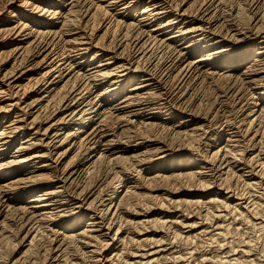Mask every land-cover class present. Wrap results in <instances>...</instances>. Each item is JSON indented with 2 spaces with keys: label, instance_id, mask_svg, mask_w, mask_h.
<instances>
[{
  "label": "bare ground",
  "instance_id": "obj_1",
  "mask_svg": "<svg viewBox=\"0 0 264 264\" xmlns=\"http://www.w3.org/2000/svg\"><path fill=\"white\" fill-rule=\"evenodd\" d=\"M263 194L264 0H0V264H262Z\"/></svg>",
  "mask_w": 264,
  "mask_h": 264
},
{
  "label": "rangeland",
  "instance_id": "obj_2",
  "mask_svg": "<svg viewBox=\"0 0 264 264\" xmlns=\"http://www.w3.org/2000/svg\"><path fill=\"white\" fill-rule=\"evenodd\" d=\"M185 62V60H183V63ZM207 82H205V84L204 83H198V84H196L195 86H194V88H193V91L192 92H194V94H193V96H192V98H193V102H192V104H191V106L193 107V108H196L197 106L198 107H201V105H202V109L201 110H203L204 109V112L203 113H207L206 111H209V109L213 106V107H215V110H214V112L216 111V109L219 107V105H220V107H219V110H225V111H228V112H230V111H232V109H233V98H229L226 102H222L221 103V99L219 98V99H217V97H218V95L219 96H221V95H223V93H220V91H223V90H225L226 89V87L227 86H229V83L227 82V81H224V80H221V81H219L217 84L216 83H211V82H208L207 84H206ZM225 83V84H224ZM228 83V84H227ZM197 89V90H196ZM198 91V92H197ZM244 92H246L247 93V90H245ZM199 93V94H198ZM216 97V98H215ZM195 98V99H194ZM198 98V99H197ZM203 99V100H202ZM214 99V100H213ZM216 99H217V102H215L216 101ZM203 102H202V101ZM201 102V104H200V102ZM197 102L199 103V104H197ZM210 102V103H209ZM210 104H212V105H210ZM215 106H214V105ZM197 105V106H196ZM211 107H210V106ZM196 106V107H195ZM197 107V108H198ZM203 107H205V108H203ZM144 108H145V106H144ZM208 110H207V109ZM186 109H189L188 108V106H186ZM235 110L236 109H234L233 110V112H235ZM248 111H249V109H248ZM247 113V112H246ZM240 115V114H239ZM56 157V155L54 156V158ZM173 182V183H172ZM161 184H163V182L161 183ZM173 184L175 185V184H178V182H174V181H171L169 184H168V188H170L171 186H173ZM176 186V185H175ZM241 186H239V189H242V188H240ZM262 190H260V192H257V194L258 193H263V192H261ZM159 194L161 193V192H158ZM263 196H264V194H263ZM263 199V201H264V198H262ZM264 203V202H263ZM191 208V210H193L194 209V207L192 206V207H190ZM206 209V207H201V211H203L204 209ZM264 208V207H263ZM244 225V226H243ZM243 225H238L241 229L239 230L240 231V233H239V231H237L235 228H233V233H238V234H236L234 237L236 238V241H239L240 243H241V241L240 240H244V241H248L249 243H250V249H252L251 250V252H248V255L249 256H251L252 258H254V257H256L255 259H257L258 261L257 262H263L262 264H264V229H261V228H259V226L257 225V226H253V224L252 223H249V225H248V223H246V225L245 224H243ZM253 226V227H252ZM250 227H252V228H250ZM258 227V228H257ZM244 228V230H242ZM261 229V230H260ZM259 230H260V232H259ZM237 231V232H236ZM192 234H194V233H192ZM262 234V235H261ZM242 235V236H241ZM247 236V237H246ZM198 237V236H197ZM204 237V236H203ZM243 237H245V238H243ZM201 238V239H200ZM242 238V239H241ZM193 238H191V240H192ZM198 239V240H197ZM204 239H205V237H204ZM204 239H202V237H198V238H194L192 241H190V240H188V242L186 241V239H181V240H178V242H175V244L174 245H177V247H178V249L181 251V249H182V251L181 252H183V253H185V256L187 257V259H189L188 261H185L184 263L185 264H196L197 262H198V260L197 259H199L200 257H198L201 253H203V252H205L206 251V253H207V256H211L212 255V257L213 256H215L214 254L216 253V255H218V256H215V259H216V257H217V259L218 258H220L221 256H225L226 254H225V252L223 253V252H212L211 250H210V247L209 246H207V244L209 243V240H204ZM255 239V240H254ZM197 240V241H196ZM172 241V240H171ZM171 241H169V240H167V243H169V242H171ZM196 241V242H195ZM205 242V243H203V242ZM206 241H207V243H206ZM251 241V242H250ZM185 243H190L189 245L188 244H185ZM256 243V244H255ZM180 246H179V245ZM201 246H200V245ZM206 244V245H205ZM242 244V243H241ZM169 245V244H168ZM209 245V244H208ZM256 245V246H255ZM205 246V247H204ZM177 247H174L173 249V251H176L177 250ZM195 249H194V248ZM192 250H195V254L193 255V257H190L191 255L189 254V256H188V254H187V252H189V251H191V249ZM196 249H197V251H196ZM208 249V250H207ZM209 250H210V252H209ZM185 251V252H184ZM187 251V252H186ZM224 251H226V250H224ZM200 252V253H199ZM220 253V254H219ZM222 253V254H221ZM252 253V254H251ZM231 254V253H230ZM254 254V255H253ZM257 254V255H256ZM256 255V256H255ZM259 256V257H258ZM262 256V257H261ZM260 258V259H259ZM191 260V261H190ZM261 260V261H260ZM178 260L177 261H175V263L176 264H181L182 262H178ZM188 262V263H187ZM174 263V264H175ZM256 262H254V264H255ZM256 264H258V263H256ZM259 264H261V263H259Z\"/></svg>",
  "mask_w": 264,
  "mask_h": 264
}]
</instances>
